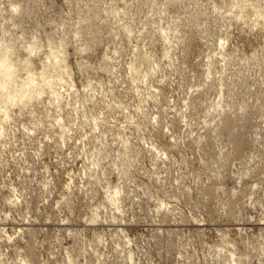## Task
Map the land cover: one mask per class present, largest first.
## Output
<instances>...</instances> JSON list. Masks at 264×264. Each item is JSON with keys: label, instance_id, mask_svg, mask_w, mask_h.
<instances>
[{"label": "rangeland", "instance_id": "1", "mask_svg": "<svg viewBox=\"0 0 264 264\" xmlns=\"http://www.w3.org/2000/svg\"><path fill=\"white\" fill-rule=\"evenodd\" d=\"M0 61V264H264V0H0Z\"/></svg>", "mask_w": 264, "mask_h": 264}, {"label": "bare ground", "instance_id": "2", "mask_svg": "<svg viewBox=\"0 0 264 264\" xmlns=\"http://www.w3.org/2000/svg\"><path fill=\"white\" fill-rule=\"evenodd\" d=\"M3 59H5V58H3ZM10 65V64H9ZM15 76H17V75H15ZM0 79H1V82H0V89L1 90H3V91H5L6 92V96L8 97V98H10V93H8V90H10V89H12L13 90V88H14V86L16 85V83H15V85H14V79H13V74H12V72H11V70H10V67L9 66H7V65H5V63H4V61H0ZM30 78V77H29ZM48 80V79H47ZM45 81V80H44ZM29 82H30V84L33 82V79H32V77L29 79ZM24 83V82H23ZM27 83V82H26ZM19 84V83H18ZM20 84H22V83H20ZM26 85H28V83L27 84H24L22 87H20L19 85H18V87H20L21 88V90H20V92H19V95L23 98L25 95H26V93L25 92H27V91H24V88L26 87ZM49 86V85H48ZM17 87V86H16ZM29 88V87H28ZM17 89V88H16ZM11 91V90H10ZM2 92V91H1ZM16 93H17V91H15ZM14 93V92H13ZM15 93V94H16ZM4 94V93H3ZM3 96H5V95H3ZM5 98V97H4ZM14 99V98H13ZM26 99H27V97H26ZM1 101H3L4 102V100H1ZM6 101V100H5ZM2 102V103H3ZM7 104V103H6ZM2 109V108H1ZM4 116H5V114H4Z\"/></svg>", "mask_w": 264, "mask_h": 264}]
</instances>
